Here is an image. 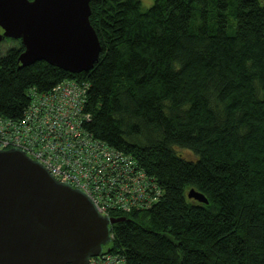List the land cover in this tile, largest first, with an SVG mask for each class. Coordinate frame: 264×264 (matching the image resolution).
Returning <instances> with one entry per match:
<instances>
[{"label": "trees", "instance_id": "trees-1", "mask_svg": "<svg viewBox=\"0 0 264 264\" xmlns=\"http://www.w3.org/2000/svg\"><path fill=\"white\" fill-rule=\"evenodd\" d=\"M93 69L20 66L0 53V116L20 119L37 88L86 83L85 126L163 188L112 227L128 264H264V0H91ZM179 150L194 153L187 160ZM208 204L188 198L190 190Z\"/></svg>", "mask_w": 264, "mask_h": 264}, {"label": "water", "instance_id": "water-1", "mask_svg": "<svg viewBox=\"0 0 264 264\" xmlns=\"http://www.w3.org/2000/svg\"><path fill=\"white\" fill-rule=\"evenodd\" d=\"M91 15V0H0V46L20 40L23 67L45 61L88 72L102 50ZM188 198L208 204L195 189ZM124 220L103 217L21 150L0 151V264H89L110 253L112 227Z\"/></svg>", "mask_w": 264, "mask_h": 264}, {"label": "built area", "instance_id": "built-area-1", "mask_svg": "<svg viewBox=\"0 0 264 264\" xmlns=\"http://www.w3.org/2000/svg\"><path fill=\"white\" fill-rule=\"evenodd\" d=\"M88 90L73 80L48 92L31 88L22 118L0 116V151L21 150L58 182L86 194L103 217L152 208L164 196L157 179L86 130L92 122L85 112ZM89 264L128 263L122 254L104 252Z\"/></svg>", "mask_w": 264, "mask_h": 264}, {"label": "rangeland", "instance_id": "rangeland-1", "mask_svg": "<svg viewBox=\"0 0 264 264\" xmlns=\"http://www.w3.org/2000/svg\"><path fill=\"white\" fill-rule=\"evenodd\" d=\"M140 1H141L142 6H143L144 9L151 8L156 2V0H140ZM11 46H12V44H10L8 42V40L3 41L1 46H0V53H3V54L6 53L7 50L9 49V47H11ZM179 153H180L181 156H183L187 160H193L194 161V160L197 159L196 155L194 153H192L191 151L179 150Z\"/></svg>", "mask_w": 264, "mask_h": 264}, {"label": "flooded vegetation", "instance_id": "flooded-vegetation-1", "mask_svg": "<svg viewBox=\"0 0 264 264\" xmlns=\"http://www.w3.org/2000/svg\"><path fill=\"white\" fill-rule=\"evenodd\" d=\"M18 41H20V40H18ZM22 43V42H21Z\"/></svg>", "mask_w": 264, "mask_h": 264}]
</instances>
